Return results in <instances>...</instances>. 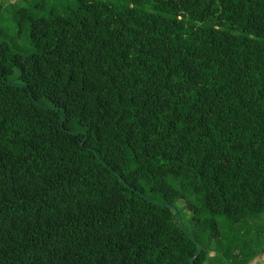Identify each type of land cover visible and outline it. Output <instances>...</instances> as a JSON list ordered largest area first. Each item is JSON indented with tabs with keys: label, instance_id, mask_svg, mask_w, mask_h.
I'll return each instance as SVG.
<instances>
[{
	"label": "trees",
	"instance_id": "trees-1",
	"mask_svg": "<svg viewBox=\"0 0 264 264\" xmlns=\"http://www.w3.org/2000/svg\"><path fill=\"white\" fill-rule=\"evenodd\" d=\"M196 243L264 254V0H0V264Z\"/></svg>",
	"mask_w": 264,
	"mask_h": 264
},
{
	"label": "rangeland",
	"instance_id": "rangeland-1",
	"mask_svg": "<svg viewBox=\"0 0 264 264\" xmlns=\"http://www.w3.org/2000/svg\"><path fill=\"white\" fill-rule=\"evenodd\" d=\"M7 3H13L15 0H6ZM176 211L182 221H186L187 218L190 216V211H188L185 203L183 200H177L176 203ZM255 261V262H254ZM264 261V254H261L255 258L252 262L249 264H263ZM204 264H213L210 259H207Z\"/></svg>",
	"mask_w": 264,
	"mask_h": 264
},
{
	"label": "water",
	"instance_id": "water-1",
	"mask_svg": "<svg viewBox=\"0 0 264 264\" xmlns=\"http://www.w3.org/2000/svg\"><path fill=\"white\" fill-rule=\"evenodd\" d=\"M175 211H176V209H175ZM177 217H178V222H179L181 228L185 231V228H184V226H183L182 220L180 219L178 213H177ZM192 240H193V242H195L193 238H192ZM200 250H201L200 245L196 243V252H195V254L190 258V264H193V261H194V259L198 256V254L200 253Z\"/></svg>",
	"mask_w": 264,
	"mask_h": 264
}]
</instances>
